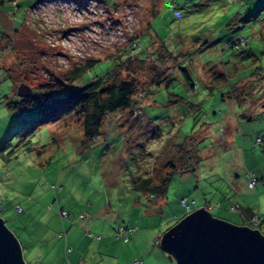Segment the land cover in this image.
<instances>
[{
	"label": "rangeland",
	"instance_id": "rangeland-1",
	"mask_svg": "<svg viewBox=\"0 0 264 264\" xmlns=\"http://www.w3.org/2000/svg\"><path fill=\"white\" fill-rule=\"evenodd\" d=\"M129 56L117 70L136 81V107L106 115L93 142L74 112L32 129L38 106L15 110L22 83L66 84L65 93L69 72ZM262 104L264 0H0V145L10 143L0 152V217L26 264H69L71 250L85 264H118L143 248L145 264H175L161 237L182 215V198L193 209L219 203L209 213L236 226L242 216L229 202L264 217ZM157 129L162 137L148 139ZM186 135L200 140L195 172L174 174L156 197L130 188V177L167 170ZM119 228L139 242L123 247L130 239L117 238Z\"/></svg>",
	"mask_w": 264,
	"mask_h": 264
},
{
	"label": "trees",
	"instance_id": "trees-1",
	"mask_svg": "<svg viewBox=\"0 0 264 264\" xmlns=\"http://www.w3.org/2000/svg\"><path fill=\"white\" fill-rule=\"evenodd\" d=\"M228 1L230 2L233 0ZM170 8H173V4H170ZM156 13L157 11L155 14ZM241 41L246 43L248 40L247 38H241ZM119 59L112 58L110 62L98 61L94 64H88L84 70L76 69L69 72L65 78V82L67 81L66 83L69 90L65 93L64 89L66 84L63 85L57 83L49 84V86H47V88L44 90H32L31 94L27 97L20 96L17 92V95L21 98V101L15 104V110L19 112L20 106H38L39 115L32 119V129L41 124L56 122L62 116L74 112L81 119L84 138L89 143L93 142L101 135L106 115L115 113L117 111L130 109L134 110V107H136L135 104H137L133 98V95L137 91L136 81L132 78H120V71L117 70V67L121 69V63H123L125 59L127 60L133 58L129 56L127 58L121 57ZM98 63L105 64L102 68V71L94 73L91 77L85 76L86 73H89L87 71L89 69L93 70L92 67ZM179 69L183 72L186 83H190L187 71L182 68ZM163 81H165L166 84L171 83L172 75L165 76L161 82ZM161 82H157L155 85H158ZM190 86L193 87L192 84ZM151 90L147 92L149 96L151 94ZM188 103H190L189 107L191 108V111H197L200 108L199 102L195 103V101L192 100L188 101ZM241 117H243V115H241ZM159 137H162V135L157 129L151 137H148V139H157ZM258 138L260 142L261 139L260 137ZM199 141L200 140L193 135L192 137L186 135L182 139H178L177 142H174L173 144L176 151L175 153H177L175 155V160L173 159L165 162L164 167L165 169L167 168V170L163 171L161 169L160 171L154 167L156 171L154 173V177L156 176L157 179H154L152 175H137L130 177V188L136 191L149 193L150 197H156L158 194H164L174 174L186 175L193 173L198 168V165L202 162V156L199 152L200 149H197ZM126 142H128L127 138ZM26 143L28 144L29 141H26ZM9 144V140L4 141L0 145V152L2 149H6ZM142 148L140 151L143 150ZM246 175L248 177V183L251 179H255V184L250 186L255 187L258 181L254 177L253 173L248 172ZM182 199H186L185 205L180 203L181 207L183 208V213L181 216L176 218L174 224H176L190 212L198 209H204L209 213L210 208L207 206L209 202L206 201V199L204 204L194 209L192 208L193 203L195 204L194 201L190 202L187 197ZM227 207L228 211H239L243 220L241 226L258 230L259 233L264 236V231L261 228L264 224V219L261 214H256L249 207H244L236 203L229 202ZM213 208L220 209L221 207L219 203H217L213 206ZM254 217H257L260 220L258 225L253 224ZM170 227H168L166 230H168ZM124 229L130 230L129 228Z\"/></svg>",
	"mask_w": 264,
	"mask_h": 264
},
{
	"label": "water",
	"instance_id": "water-1",
	"mask_svg": "<svg viewBox=\"0 0 264 264\" xmlns=\"http://www.w3.org/2000/svg\"><path fill=\"white\" fill-rule=\"evenodd\" d=\"M17 92L27 97L32 89L22 83ZM161 247L175 264H264V236L258 230L232 225L204 209L166 230ZM0 264H26L21 244L1 217Z\"/></svg>",
	"mask_w": 264,
	"mask_h": 264
},
{
	"label": "crops",
	"instance_id": "crops-1",
	"mask_svg": "<svg viewBox=\"0 0 264 264\" xmlns=\"http://www.w3.org/2000/svg\"><path fill=\"white\" fill-rule=\"evenodd\" d=\"M262 107H264V105L262 104ZM241 115H243V117L242 118H244V120H250L251 119V117H249V115L248 114H246V113H243V114H241ZM238 119H239V117H238ZM235 126H236V124H235ZM255 175L256 176H258L256 173H255ZM261 180V179H260ZM258 184V183H257ZM247 187L248 188H250V189H253L254 187H250L249 186V183H247ZM224 203V202H223ZM217 204V203H216ZM224 204H226V203H224ZM16 205H19V204H16ZM15 205V206H16ZM20 206V205H19ZM207 206H209V208H211V207H213L214 206V204H212V203H208V205ZM227 206H228V204H227ZM21 207V206H20ZM220 207H222V205H220ZM227 208L228 207H225V209L227 210ZM21 211H22V208H21ZM21 211H19V212H21ZM18 212V211H17ZM256 214H259L258 212H255ZM263 219H264V217H263ZM262 229H263V231H264V224H263V226L261 227ZM130 229V228H129ZM132 237V238H131ZM129 239L131 240H129L128 242H124V244L122 245L123 247L124 246H128V245H130V246H132V244L134 245V243L136 244L137 242H139V239H140V237H139V234L136 232V231H134V233L132 232L131 234H130V236H129ZM157 241H159L158 239H156V242ZM158 243V242H157ZM139 248V247H138ZM74 251L75 250H71V252H70V254H68L67 256H66V259L68 260V263L69 264H79V262H81V264H85V262H84V260L83 259H81L80 258V256H78V255H76V254H74ZM145 254H146V250L143 248L142 250H139L138 249V252L137 253H133L129 258H127V259H125V260H123L122 262H119L118 261V264H131V262L132 261H134V260H140L141 261V264H145V258H146V256H145ZM144 255V256H143ZM83 257H84V255H83ZM62 258V257H61ZM60 258V259H61ZM56 264H60V263H56ZM61 264H65V262H63L62 260H61ZM110 264H112V263H110Z\"/></svg>",
	"mask_w": 264,
	"mask_h": 264
},
{
	"label": "built area",
	"instance_id": "built-area-1",
	"mask_svg": "<svg viewBox=\"0 0 264 264\" xmlns=\"http://www.w3.org/2000/svg\"><path fill=\"white\" fill-rule=\"evenodd\" d=\"M258 142H259V138H258ZM255 184V179H251L250 181H249V186H253ZM54 189H55V187H54ZM181 203L183 204V205H185V203H186V199H182L181 200ZM187 207V206H186ZM15 209H16V211H21V207L19 206V205H17L16 207H15ZM60 216H66V212L65 211H63V210H61V212H60ZM260 223V220L257 218V217H254L253 218V224L254 225H258ZM116 234V237L117 238H120V237H124V240L126 241V240H128V238H129V235L131 234V231L130 230H125L124 228H119V230L115 233ZM79 264H81V262H79ZM131 264H141V261L140 260H134V261H132L131 262Z\"/></svg>",
	"mask_w": 264,
	"mask_h": 264
}]
</instances>
